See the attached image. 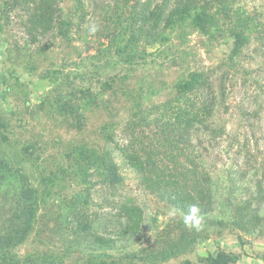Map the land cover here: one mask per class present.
<instances>
[{
    "label": "rangeland",
    "instance_id": "1",
    "mask_svg": "<svg viewBox=\"0 0 264 264\" xmlns=\"http://www.w3.org/2000/svg\"><path fill=\"white\" fill-rule=\"evenodd\" d=\"M135 3L0 0V158L20 170L37 195L30 230L0 250V264H144L124 258L128 243L117 222L127 214L104 201L107 149L127 175L116 193L130 191L142 206L134 250L162 247L169 236L174 210L143 189L114 149L116 141L105 138L114 126L117 140L119 124L137 103L146 108L167 99L176 81L226 47L214 43L206 55L190 27L166 31L161 45L140 36ZM255 41L252 48L260 46ZM111 43L127 48L117 57L102 45ZM137 49L150 54L133 61ZM76 145L83 148L74 163ZM90 150L95 158L87 157ZM219 253L218 264H264L263 232L211 227L183 253L155 264H212L205 258Z\"/></svg>",
    "mask_w": 264,
    "mask_h": 264
},
{
    "label": "trees",
    "instance_id": "2",
    "mask_svg": "<svg viewBox=\"0 0 264 264\" xmlns=\"http://www.w3.org/2000/svg\"><path fill=\"white\" fill-rule=\"evenodd\" d=\"M122 1L127 5L130 0ZM134 2L140 36L161 45L167 41L161 37L166 31L190 27L203 39L206 55L214 53V43L226 48L217 47L215 59H207V65L176 81L167 99L146 108L137 103L119 124L117 140L114 126H108L111 134L105 142L116 141L114 149L143 189H149L178 217L167 225L171 231L162 247L134 250L144 221L142 206L130 191L116 193L127 175L107 149L100 183L104 201L116 203L117 210L127 214L123 222H117L128 243L124 258L144 264L167 260L215 226L234 225L264 236V0H250L249 6L247 0ZM257 38L260 46L252 48ZM102 45L117 57L127 48L125 43ZM134 53L136 62L150 54L139 49ZM252 61L255 70L250 69ZM82 148L72 149L74 163L81 159ZM95 153L90 150L87 157ZM36 203L28 179L0 158V250L25 237ZM192 205L198 206L203 217L200 230L184 223ZM220 255L205 260L218 264Z\"/></svg>",
    "mask_w": 264,
    "mask_h": 264
},
{
    "label": "clouds",
    "instance_id": "3",
    "mask_svg": "<svg viewBox=\"0 0 264 264\" xmlns=\"http://www.w3.org/2000/svg\"><path fill=\"white\" fill-rule=\"evenodd\" d=\"M203 217L200 215L198 206L192 205L184 217L185 226L189 229L200 230Z\"/></svg>",
    "mask_w": 264,
    "mask_h": 264
}]
</instances>
